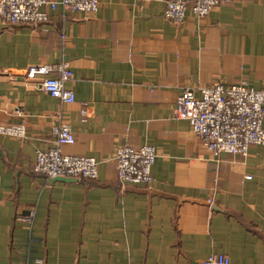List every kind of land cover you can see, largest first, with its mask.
Instances as JSON below:
<instances>
[{"label": "crops", "instance_id": "obj_1", "mask_svg": "<svg viewBox=\"0 0 264 264\" xmlns=\"http://www.w3.org/2000/svg\"><path fill=\"white\" fill-rule=\"evenodd\" d=\"M165 8L101 0L97 11L58 8L37 26L0 22V124L25 121L29 134L0 132V264H203L210 251L264 264V145L218 159L188 119L167 113L182 87L246 79L264 88V0H223L181 23ZM62 60L74 70L71 103L40 77L14 75ZM41 105L64 111L77 142L63 151L97 157V179L34 170L54 121ZM146 141L158 145L153 182H122L119 146ZM33 211V221L17 218Z\"/></svg>", "mask_w": 264, "mask_h": 264}, {"label": "built area", "instance_id": "obj_2", "mask_svg": "<svg viewBox=\"0 0 264 264\" xmlns=\"http://www.w3.org/2000/svg\"><path fill=\"white\" fill-rule=\"evenodd\" d=\"M165 15L181 23L188 10L196 16H208L223 0H164ZM101 0H0V22L10 25L37 26L47 22L58 8L77 11H97ZM196 68L195 71H198ZM25 78L40 77L42 87L63 103L76 100V92L67 83L74 77V70L67 60L32 64L19 68L14 75ZM38 113L54 118L48 141L36 145L34 170L49 178L59 176L79 179H97L101 161L90 155L65 153L63 147L77 142L72 126L64 121V111L48 110L42 105ZM174 119L185 118L191 129L201 135L209 153L221 159L226 155L245 156L252 144L264 145V88H255L246 79L234 83L219 82L214 85L186 86L178 89L176 101L167 108ZM17 114L23 110L17 108ZM0 132L27 138L25 121L0 124ZM158 155V145L143 142L135 146L124 142L117 150L118 176L122 182L151 184L153 167ZM253 175H246L252 179ZM20 220L33 221L35 212L17 214ZM229 252L210 251L203 264H231Z\"/></svg>", "mask_w": 264, "mask_h": 264}, {"label": "water", "instance_id": "obj_3", "mask_svg": "<svg viewBox=\"0 0 264 264\" xmlns=\"http://www.w3.org/2000/svg\"><path fill=\"white\" fill-rule=\"evenodd\" d=\"M57 178H60V179H67V180H75L76 178L75 177H68V176H59Z\"/></svg>", "mask_w": 264, "mask_h": 264}]
</instances>
